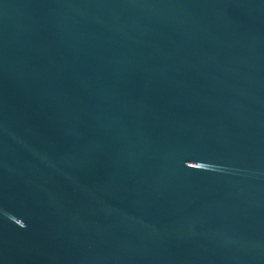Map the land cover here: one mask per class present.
Here are the masks:
<instances>
[{"label": "water", "instance_id": "obj_1", "mask_svg": "<svg viewBox=\"0 0 264 264\" xmlns=\"http://www.w3.org/2000/svg\"><path fill=\"white\" fill-rule=\"evenodd\" d=\"M0 264H264V0H0Z\"/></svg>", "mask_w": 264, "mask_h": 264}]
</instances>
